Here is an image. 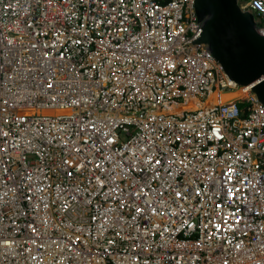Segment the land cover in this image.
I'll use <instances>...</instances> for the list:
<instances>
[{
    "label": "built area",
    "instance_id": "1",
    "mask_svg": "<svg viewBox=\"0 0 264 264\" xmlns=\"http://www.w3.org/2000/svg\"><path fill=\"white\" fill-rule=\"evenodd\" d=\"M202 31L195 0H0V264H264V104Z\"/></svg>",
    "mask_w": 264,
    "mask_h": 264
},
{
    "label": "water",
    "instance_id": "2",
    "mask_svg": "<svg viewBox=\"0 0 264 264\" xmlns=\"http://www.w3.org/2000/svg\"><path fill=\"white\" fill-rule=\"evenodd\" d=\"M202 24L198 40L208 47L224 71L253 92L264 104V35L256 17L244 11L238 0H195Z\"/></svg>",
    "mask_w": 264,
    "mask_h": 264
},
{
    "label": "bare ground",
    "instance_id": "3",
    "mask_svg": "<svg viewBox=\"0 0 264 264\" xmlns=\"http://www.w3.org/2000/svg\"><path fill=\"white\" fill-rule=\"evenodd\" d=\"M244 93L242 89H239L237 91L232 92H221V91H215L213 93H207V94H200L193 96V98H190L189 100H186L182 103H172L164 105L163 107H149L145 108L144 111L148 113H156L158 111H161L162 109H166L169 111H176L178 113H181L185 110H199V111H206L208 109H211L217 105V103L226 102L234 97L237 96H243ZM23 112H38L42 113L47 110H22ZM103 113H114V112H120V110H114V109H102ZM136 112H139L140 110L136 109Z\"/></svg>",
    "mask_w": 264,
    "mask_h": 264
},
{
    "label": "clouds",
    "instance_id": "4",
    "mask_svg": "<svg viewBox=\"0 0 264 264\" xmlns=\"http://www.w3.org/2000/svg\"><path fill=\"white\" fill-rule=\"evenodd\" d=\"M258 22V21H257ZM227 93V92H226Z\"/></svg>",
    "mask_w": 264,
    "mask_h": 264
}]
</instances>
